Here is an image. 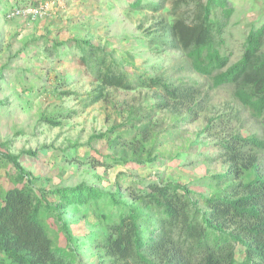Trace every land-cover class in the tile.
Listing matches in <instances>:
<instances>
[{"label": "rangeland", "instance_id": "rangeland-1", "mask_svg": "<svg viewBox=\"0 0 264 264\" xmlns=\"http://www.w3.org/2000/svg\"><path fill=\"white\" fill-rule=\"evenodd\" d=\"M136 1L0 0V144H6L0 152L16 156L54 205L62 203L50 192L80 184L103 193L96 201L98 210L108 207L109 196L118 190L120 202L130 204L126 187L147 180L176 182L193 194L212 197L223 187L215 188L211 178L227 168L214 148L232 130L264 138V120L251 118L229 89L211 90L180 52L148 43L165 33L161 28L169 21L170 0H140L134 10ZM228 3L233 14L223 52L232 64L241 56L248 32L264 23V0ZM148 4L160 7L153 11ZM40 5L45 9L36 19L7 18L13 8ZM81 40L107 53L133 81L158 76L172 86L199 84L208 96L204 111L188 121L184 109H161L157 89L107 88L93 103L101 85L80 61L75 42ZM142 127L147 130L139 133ZM128 133L136 136L135 149L109 146L115 136ZM91 158L116 163L94 166ZM14 174L0 156V191L13 186ZM77 214L72 236L100 233L94 207L86 216ZM49 223L57 230L53 219ZM56 243L64 245L62 234ZM78 256L84 264H101L87 243ZM237 260L242 261L241 247Z\"/></svg>", "mask_w": 264, "mask_h": 264}, {"label": "trees", "instance_id": "trees-1", "mask_svg": "<svg viewBox=\"0 0 264 264\" xmlns=\"http://www.w3.org/2000/svg\"><path fill=\"white\" fill-rule=\"evenodd\" d=\"M170 3L169 21L161 28L165 33L148 43L180 52L211 90L229 89L251 118L263 121L264 23L248 32L241 56L230 64L223 52L224 31L233 14L228 0ZM140 5L137 0L132 7L138 10ZM146 7L156 11L160 5ZM75 43L82 65L101 85L93 103L107 88L157 89L161 109H184L188 121L204 111L208 96L202 95L199 84L172 86L158 76L133 81L103 50L85 40ZM136 141L128 133L115 136L109 146L135 149ZM214 149L220 150V159L227 165L225 172L211 178L215 188L223 187L214 196L193 194L187 185L176 182L147 180L126 187L130 204L120 202L123 195L118 190L109 194L110 205L101 210L95 206L103 193L85 184L50 192L62 203L54 205L35 187L36 178L19 165L16 156L0 152L15 170L13 186L0 191V264H84L78 251L86 243L101 264H264V138L232 130ZM90 161L107 168L116 163ZM91 207L98 212L100 233L72 236L70 225L77 213L86 216ZM59 234L64 245L56 243ZM237 247L242 248L240 263Z\"/></svg>", "mask_w": 264, "mask_h": 264}, {"label": "built area", "instance_id": "built-area-1", "mask_svg": "<svg viewBox=\"0 0 264 264\" xmlns=\"http://www.w3.org/2000/svg\"><path fill=\"white\" fill-rule=\"evenodd\" d=\"M45 7L37 6V7H25V8H13L7 14L8 19H14L18 17H29L31 19H36L43 14Z\"/></svg>", "mask_w": 264, "mask_h": 264}]
</instances>
